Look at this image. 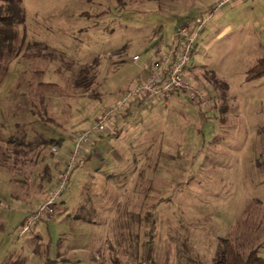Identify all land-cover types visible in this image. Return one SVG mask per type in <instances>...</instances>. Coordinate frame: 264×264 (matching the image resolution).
Listing matches in <instances>:
<instances>
[{
  "label": "rangeland",
  "instance_id": "374dc122",
  "mask_svg": "<svg viewBox=\"0 0 264 264\" xmlns=\"http://www.w3.org/2000/svg\"><path fill=\"white\" fill-rule=\"evenodd\" d=\"M19 1L16 54L0 57L1 137L24 131L26 140L60 141L37 158L25 146L14 168L0 167V264H209L237 221L264 226V74L244 79L264 57V0H210L211 11L188 17V0ZM188 22L199 27L185 75L209 104L182 95L146 102L137 114L132 104L83 143L90 155L69 172L52 216L32 218L76 134L142 79L151 50ZM29 41L64 62L37 56ZM85 65L80 91L74 82Z\"/></svg>",
  "mask_w": 264,
  "mask_h": 264
},
{
  "label": "trees",
  "instance_id": "16d2710c",
  "mask_svg": "<svg viewBox=\"0 0 264 264\" xmlns=\"http://www.w3.org/2000/svg\"><path fill=\"white\" fill-rule=\"evenodd\" d=\"M212 5L213 4L209 6V8L207 9L208 11L212 10ZM101 13L102 11H99L95 15H99ZM24 19V7L21 5L19 0H0V57H9L12 54H16V49L12 42L16 38L17 26L23 25ZM29 42L30 45L34 47V52L37 56L42 57L47 61L56 60L59 65L64 62L63 55L57 52L55 49L50 48L46 44L42 45V47L38 46L39 43L37 41ZM67 64L69 63L67 62ZM88 68L89 66L85 65L78 69V77L77 79H75L74 84L75 86L81 87L80 91H86V88L88 87V82L86 79V74L89 70ZM263 74L264 57L261 56L258 57L255 62L247 69L244 79L251 80L260 77ZM40 84L41 82H38V85ZM195 104L200 105L197 103ZM30 111L36 115L40 113V111L34 109V107H32ZM129 112L130 108L122 113L116 114L115 117L117 115H121L124 117L129 114ZM6 129H8L6 125H0V167L8 169L9 171L14 168L13 164H16V162H18V155L26 152V150L24 151L23 147L30 146L31 148H29V150L31 149L34 152L35 157L37 158L40 157V154H42L40 151V147L45 148L50 144H57L60 141L58 139L43 138L40 136L39 139L35 138L26 140V134L24 131H21L20 134L15 132H8L5 133V137H1V133ZM110 134L111 133H108V135ZM95 141L97 140L91 142V149ZM32 143H35V146L38 148L35 149V146L32 145ZM88 155L90 154H86L85 152L81 153L78 156V161L75 167L80 164L81 159L87 158ZM47 168L48 166L45 165L43 171ZM13 195L16 196L15 194ZM246 212H248V209L246 210ZM262 226V221H252L250 224H247V222H243L240 220L237 221V223L233 226V228H231L226 236L219 238L209 264H264V226ZM151 252L152 247L151 244H149L147 255L142 261L145 262L151 259ZM112 261L114 264H119V261L116 258ZM5 264H23V262L20 259H11L10 257H8V260ZM196 264L205 263L199 261L196 262Z\"/></svg>",
  "mask_w": 264,
  "mask_h": 264
},
{
  "label": "built area",
  "instance_id": "2783aa9c",
  "mask_svg": "<svg viewBox=\"0 0 264 264\" xmlns=\"http://www.w3.org/2000/svg\"><path fill=\"white\" fill-rule=\"evenodd\" d=\"M226 1L228 0H216L214 6L219 7ZM198 27H178L174 33V40L150 60L145 77L124 91L112 105L106 107L89 128L76 134L72 154L64 169L58 173V184L48 192L32 218L49 219L52 216L54 212L52 204L63 193L69 172L75 167L78 156L84 152L83 143L87 142L89 137L100 128L110 125L115 115L129 109L132 103L135 105L133 114H137L139 107L146 102L161 101L167 105L177 94L185 95L189 101L201 106L209 104V98L204 90L194 85L185 75L197 38ZM132 59H138V55H133ZM51 150L56 151V148L52 146ZM28 223L22 226L19 234L28 228Z\"/></svg>",
  "mask_w": 264,
  "mask_h": 264
},
{
  "label": "crops",
  "instance_id": "0c3cea01",
  "mask_svg": "<svg viewBox=\"0 0 264 264\" xmlns=\"http://www.w3.org/2000/svg\"><path fill=\"white\" fill-rule=\"evenodd\" d=\"M189 2H190V4L187 6V7H185L186 9L184 10V11H186L185 13H184V15H185V17H188L189 16V14H191V13H202V12H204V11H208L207 9L209 8V6L211 5V4H213V2L214 1H210V0H188ZM191 20V19H190ZM191 21H193V20H191ZM182 26H194V24H192L191 25V22H190V24H189V22L186 24V25H182ZM162 48L163 47H159L157 50H155V49H152L151 50V57H150V60L154 57V56H157L159 53H160V51L162 50ZM150 63V62H149ZM145 74H146V72H145ZM143 77H145V75H143ZM142 77V78H143ZM179 96H182V94H178V95H175L173 98L174 99H178V98H180Z\"/></svg>",
  "mask_w": 264,
  "mask_h": 264
}]
</instances>
